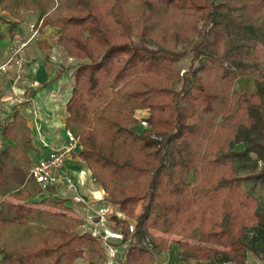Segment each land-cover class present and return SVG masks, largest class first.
<instances>
[{"label": "trees", "instance_id": "obj_1", "mask_svg": "<svg viewBox=\"0 0 264 264\" xmlns=\"http://www.w3.org/2000/svg\"><path fill=\"white\" fill-rule=\"evenodd\" d=\"M29 12L81 61L65 129L102 202L124 213L112 219L136 223L119 264H156L173 242L186 264H264V0H0L11 37L1 50L0 31L1 52ZM242 76L254 91L236 88ZM0 135V264H76L87 252L98 260L85 264H102L101 240L78 232L68 198L38 199L20 104ZM239 161L254 166L241 173Z\"/></svg>", "mask_w": 264, "mask_h": 264}, {"label": "crops", "instance_id": "obj_2", "mask_svg": "<svg viewBox=\"0 0 264 264\" xmlns=\"http://www.w3.org/2000/svg\"><path fill=\"white\" fill-rule=\"evenodd\" d=\"M48 29H51L50 33L57 34L58 36L59 33L57 32V28L48 27ZM0 31L4 34L3 42L1 43V50H3L2 48L5 47L3 44L8 43L11 39L9 26L0 24ZM32 41L33 40H31L27 46L28 48L26 47L27 49L24 50V54L26 53L25 57L28 62L35 58L34 62H31L33 64L27 69L16 68L17 73L19 70H21L22 73V75L20 74L21 76L18 74L16 78H21V82H24V84H22L21 87H17L14 85L15 78L9 80L7 83L8 94L5 99H14L17 96L18 98H22L23 96L26 98L27 103L25 108H27L25 111L24 109L22 110L24 114L26 116L29 115L31 121H33L30 126L33 129L36 149L31 151V157L35 161L40 157L47 155L50 144L51 146L58 147L64 143L65 119L68 116L66 103L73 92L74 78L72 72H69L70 70H64L58 75V71L62 68L61 65L47 62V60H45V57L47 56L46 52L45 57L41 55V51L47 50H42L41 48H43V46L39 48L36 42ZM44 46H46V44ZM246 78L248 77L242 76L238 78L242 80L239 89L244 87L243 80ZM250 81L252 82L253 80L251 79ZM25 91L29 92L28 96H25ZM249 91L253 90L249 89ZM58 134H62V136ZM0 137L2 138L1 135ZM57 140L59 142H56ZM68 162L78 169H69ZM66 164L64 173L72 178L76 187V190L72 191V194L68 197L69 200L67 201V204L77 207V209H81L87 213H93L98 205L103 203L98 197L105 194V192H103L101 186L95 182L93 177H91V171L87 166L85 165V169H82L84 163L78 155L77 157H69ZM63 191L61 193H63ZM79 198L88 201L89 204L83 203L78 200ZM248 260L247 264H260L255 258L250 257Z\"/></svg>", "mask_w": 264, "mask_h": 264}, {"label": "rangeland", "instance_id": "obj_3", "mask_svg": "<svg viewBox=\"0 0 264 264\" xmlns=\"http://www.w3.org/2000/svg\"><path fill=\"white\" fill-rule=\"evenodd\" d=\"M3 14V13H2ZM24 21L22 22V38H24L23 40H28L29 37L31 36V31H30V27L32 25V23H35L37 21L36 19V14H33V13H25L24 14ZM48 27H53L51 25L49 26H46L44 27V29L42 31H39L38 33V36L36 38H32V40L34 42H36V44L38 45L39 48L42 47L43 45V48H41L42 50L46 49L47 51H41V55L43 57H45V55L47 54V56L45 57V60H47V62H52V63H56V64H60L61 67H67L68 69H70V73L73 72L74 70V67L80 63L81 61L74 57H69V55L67 54L65 48L60 45L58 43V39H59V36H60V30L59 28H57V32L59 33L58 36L57 34H52L50 33L51 29H48ZM56 28V27H54ZM46 36V37H45ZM13 41V40H12ZM32 41V42H33ZM135 41L137 43H139V40L137 38H135ZM30 43V42H29ZM148 44L150 46H153L155 47L156 45H154L151 41L149 40H146L145 41V44ZM10 44V43H9ZM45 44H48L46 46H44ZM8 45V44H7ZM35 47V46H34ZM49 47V48H48ZM187 46H181V48H186ZM8 46L6 48H4L5 50L3 52H1V55L0 54V61L2 58H4V56L6 57V55L8 54ZM28 48V47H27ZM25 47V50L27 49ZM37 49V47H36ZM46 52V54H45ZM24 54V53H23ZM26 54V53H25ZM25 54L24 55H21L22 57V66H12L8 73L6 72L5 74L4 73H1L0 74V129L1 127L3 126L4 124V121H6L9 116L13 113L15 107L20 104V107L22 109H24V111L26 110L25 108V105H26V98L23 96L22 98H18V96L14 99H5L6 98V95L8 94V81L9 80H12V79H16L15 82H14V85L17 86V87H21L22 84H24V82H21V78H16V76L19 74V76L22 75L21 73V70H19V72L17 73V69L19 68H23V69H27L28 67H30V65H32L33 63L31 62H34L35 58L30 60V62L26 61V57H25ZM35 54H36V50H35ZM190 56H188L186 59H183V60H180V64L181 66L184 68H187L189 66V63H190ZM17 68V69H16ZM183 72V70H182ZM181 72V73H182ZM21 74V75H20ZM71 76V75H70ZM240 78V77H239ZM250 77L244 79L243 81V88L242 90L243 91H249L250 90H255V85L253 83V81L251 82L250 81ZM242 83V80L241 79H237L235 81V86L239 89L240 88V84ZM247 84V85H246ZM179 87V84L176 85V88ZM26 92V91H25ZM249 92H252V91H249ZM248 92V93H249ZM28 93L29 92H26L25 96L27 95L28 96ZM11 103V104H10ZM147 110V109H146ZM30 125H32V122L31 119L29 118V115L26 116ZM137 120V119H136ZM138 123V122H137ZM139 126V125H138ZM58 135H61L62 134H58ZM1 137H0V147L2 146V141H1ZM59 140V139H58ZM56 141V142H59V141ZM64 140V138H63ZM63 142H66V137H65V140ZM81 149V148H80ZM79 151H77L76 153H73V157H77ZM71 156V157H72ZM259 166H261V163L259 162L258 163ZM68 166H69V169H74L75 167L72 166V164H70V162H68ZM239 168H240V172L243 173L246 166H248V170H250L252 168V166H254V164L252 163H249L248 161H245L244 163H241V161H239V164H238ZM78 169V168H77ZM75 168V170H77ZM82 169H85V163L82 167ZM52 188H48L46 190H44L42 192V194H40L38 196V199H43L45 197H59V198H68L71 194H72V189L71 187H68V184L67 182H63V184L61 185H57V186H52ZM68 187V188H67ZM64 190V191H63ZM264 191V189H262ZM63 191V193H61ZM44 194V195H43ZM64 195V196H63ZM66 195V196H65ZM63 196V197H62ZM69 200V199H68ZM77 203V202H76ZM73 210L70 212V214L78 217V218H81L84 223L82 225L79 226L78 228V232H89L91 233L92 236H95L93 235L94 233V229H92V225L89 224V222L86 221V217H87V212L81 210V209H77V207H74V206H71L69 205ZM114 211H117V209L115 208ZM117 216H121L123 218H125L124 216V213L122 212H116ZM114 217H112L111 215V218L109 219V227L111 228H118L120 227L121 229H124L125 227H127V223H122L120 224L118 222V220L116 219H112ZM132 223L134 222L133 220H130ZM135 224V222H134ZM94 225V224H93ZM162 235V234H161ZM170 240H174V236H169ZM100 239V238H99ZM120 242L119 241H115L114 242L112 241V245L115 247L116 250H118V253L115 257L111 258V255H112V251L109 250V248H107L106 246L104 247L103 244H102V247H103V250H105V258L102 260V264H119L120 261L123 259L122 257V253H123V248L119 246ZM172 250H169L167 252H163V253H159L156 257V264H186L184 262H180L179 261V256H180V249L177 248L175 242H173L172 244ZM94 260H98L97 256L96 255H91L90 253H86V256L85 258H80L76 261V264H85V263H88L90 261H94ZM187 264H198L197 262H191V263H187Z\"/></svg>", "mask_w": 264, "mask_h": 264}, {"label": "built area", "instance_id": "obj_4", "mask_svg": "<svg viewBox=\"0 0 264 264\" xmlns=\"http://www.w3.org/2000/svg\"><path fill=\"white\" fill-rule=\"evenodd\" d=\"M31 36L28 40H23L22 34L16 33L13 41L8 45V54L0 62V74L8 72L12 66H22V57L25 47L29 45V42L32 38L38 36V31L34 28V25L30 27ZM150 111L147 109L139 108L134 111V118L137 119L139 128L141 130H147L150 127ZM64 135L66 137V142L58 147L49 145V151L47 155L40 157L39 159L33 161L29 168V176L41 185L43 190H46L48 186H57L62 185L63 182H67L68 187H71L73 191L76 190L74 181L72 178L68 177L64 173V168L67 165L66 161L69 157L76 153L81 148L80 138L71 133L69 129L64 130ZM94 179V178H93ZM66 196V195H65ZM105 194L98 197L99 200H103ZM83 203L89 204L86 200H81ZM78 202V201H77ZM117 211H114L113 206L110 204L102 203L93 211V213H88L86 221L89 222L94 229V234L100 238L103 246L109 248L112 251L111 258L115 257L118 253V250L112 245V241L123 242L125 235L123 229L111 228L109 227V219L111 215L114 216ZM117 215V214H116ZM134 221V220H133ZM135 222V221H134ZM131 221L127 223L125 229L130 232H134L136 229V223L134 224ZM94 224V225H93ZM151 248L150 244L147 245ZM113 264V263H111Z\"/></svg>", "mask_w": 264, "mask_h": 264}]
</instances>
